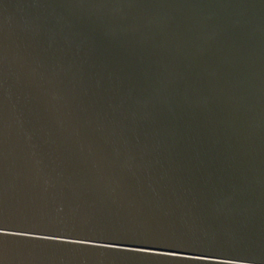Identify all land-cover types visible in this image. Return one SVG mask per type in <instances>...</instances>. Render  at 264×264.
Wrapping results in <instances>:
<instances>
[{"label":"water","instance_id":"water-1","mask_svg":"<svg viewBox=\"0 0 264 264\" xmlns=\"http://www.w3.org/2000/svg\"><path fill=\"white\" fill-rule=\"evenodd\" d=\"M0 264H264V0H0Z\"/></svg>","mask_w":264,"mask_h":264}]
</instances>
